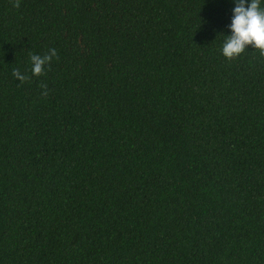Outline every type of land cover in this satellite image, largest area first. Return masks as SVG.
Instances as JSON below:
<instances>
[{
    "label": "trees",
    "instance_id": "trees-1",
    "mask_svg": "<svg viewBox=\"0 0 264 264\" xmlns=\"http://www.w3.org/2000/svg\"><path fill=\"white\" fill-rule=\"evenodd\" d=\"M0 264H264V0H0Z\"/></svg>",
    "mask_w": 264,
    "mask_h": 264
}]
</instances>
